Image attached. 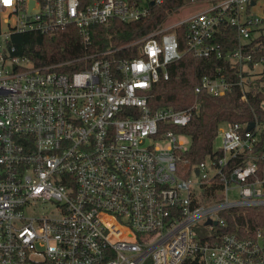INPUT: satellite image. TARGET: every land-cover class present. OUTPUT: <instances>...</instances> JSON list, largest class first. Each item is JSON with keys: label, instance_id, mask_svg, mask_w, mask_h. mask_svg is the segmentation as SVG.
Here are the masks:
<instances>
[{"label": "built area", "instance_id": "1", "mask_svg": "<svg viewBox=\"0 0 264 264\" xmlns=\"http://www.w3.org/2000/svg\"><path fill=\"white\" fill-rule=\"evenodd\" d=\"M168 1L0 0V264H264V229L206 237L226 225L221 212L264 206V124H221V147L185 174L182 130L199 103L149 104L186 54L228 63L197 95L239 87L247 101L264 71L257 0H188L143 38L72 61L36 66L16 55L15 35L72 28L88 50L94 26L140 21ZM134 46L138 56L123 53ZM75 62L83 68L59 70ZM215 180L223 199L200 205Z\"/></svg>", "mask_w": 264, "mask_h": 264}, {"label": "trees", "instance_id": "2", "mask_svg": "<svg viewBox=\"0 0 264 264\" xmlns=\"http://www.w3.org/2000/svg\"><path fill=\"white\" fill-rule=\"evenodd\" d=\"M188 0H169L147 18L133 23H123L112 20L106 25H97L91 29L90 42L85 50L86 43L78 30L72 28L59 32L55 36L41 34L15 35L13 41L17 47V56L28 58L36 66H47L72 61L85 53H96L115 48H123L151 33L164 19L166 14L178 9ZM233 31L234 30H229ZM261 44L255 57H264V37L254 41ZM230 46L235 42L231 39ZM184 42L181 40V49ZM130 58L138 56L136 47L126 48ZM228 66L224 59L199 58L186 54L181 60L169 66L170 77L167 81H160L153 86L149 104L153 109L171 107L182 110L193 106L196 102L199 107L194 113L189 125L183 128L191 143L189 148L179 152V165L185 174H189L193 167L203 162L213 151V145L218 137L221 124L232 122L248 124L259 122L264 124V71L263 78L255 81V87L248 92L247 101L240 100L239 87L222 97H213L208 94L197 95L195 88L200 85L205 76H217L219 66ZM83 68L79 63H70L60 67L62 71H74ZM232 77V76H231ZM259 148H264V131L261 134ZM223 185L215 180L211 186L202 191L200 205H208L223 199ZM226 222L224 227H214L209 239L217 234H236L239 237H251L258 229H264V206L243 207L220 213ZM184 264H198V260H187Z\"/></svg>", "mask_w": 264, "mask_h": 264}, {"label": "rangeland", "instance_id": "3", "mask_svg": "<svg viewBox=\"0 0 264 264\" xmlns=\"http://www.w3.org/2000/svg\"><path fill=\"white\" fill-rule=\"evenodd\" d=\"M263 8H264V0H257V6L255 7V10L258 11L259 13H262L263 12ZM263 70H264V68H263ZM261 78H263L262 75L259 76V78H256V79H261ZM263 108H264V104H263ZM221 145H222V139L219 136V137L216 138L213 147L215 149H217V148L221 147ZM201 224L202 223H200V225Z\"/></svg>", "mask_w": 264, "mask_h": 264}, {"label": "water", "instance_id": "4", "mask_svg": "<svg viewBox=\"0 0 264 264\" xmlns=\"http://www.w3.org/2000/svg\"><path fill=\"white\" fill-rule=\"evenodd\" d=\"M32 5H33V3H32ZM254 126H255V123H250L249 126H248V129H252ZM196 173L199 174V171H197ZM206 224H207V225H211V224L216 225L217 222H216V221L208 220V221L206 222Z\"/></svg>", "mask_w": 264, "mask_h": 264}, {"label": "snow or ice", "instance_id": "5", "mask_svg": "<svg viewBox=\"0 0 264 264\" xmlns=\"http://www.w3.org/2000/svg\"><path fill=\"white\" fill-rule=\"evenodd\" d=\"M11 2V0H5V3H10Z\"/></svg>", "mask_w": 264, "mask_h": 264}]
</instances>
